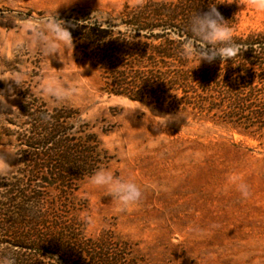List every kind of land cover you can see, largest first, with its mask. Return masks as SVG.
I'll list each match as a JSON object with an SVG mask.
<instances>
[{
    "label": "rangeland",
    "instance_id": "374dc122",
    "mask_svg": "<svg viewBox=\"0 0 264 264\" xmlns=\"http://www.w3.org/2000/svg\"><path fill=\"white\" fill-rule=\"evenodd\" d=\"M148 1L176 0H0V79L20 82L17 86L0 80V92L10 106L0 112V155L12 167L0 179L18 166V154L5 151L11 143L29 151L16 139V131L29 127L19 114L23 105L50 114L71 110L73 117L60 122L73 144L83 145L94 135V172L108 167L134 179L143 190L142 202L123 212L89 182L94 172L74 192L71 214L85 224L87 237L110 240L107 253L117 257L118 264H264V131L243 134L206 112L108 94L102 90L95 61L76 41L73 49L49 60L30 43L25 52L13 49L14 43L31 40L26 24L45 11L57 8L58 18L65 22L69 17L106 22ZM217 1L220 11L232 12L228 21L234 37L264 31V10L257 9L256 0ZM120 29L125 35L133 33ZM168 34L180 42L185 37L178 30ZM203 64L207 62L198 67ZM52 73L78 83L79 94L62 103L49 99L41 89ZM220 73L226 81L234 80L231 67L223 66ZM164 115L174 119L154 126L153 121L161 119L155 116ZM233 175L249 185L248 198L229 183ZM25 252L29 258L35 256ZM38 259L61 264L51 249Z\"/></svg>",
    "mask_w": 264,
    "mask_h": 264
},
{
    "label": "trees",
    "instance_id": "16d2710c",
    "mask_svg": "<svg viewBox=\"0 0 264 264\" xmlns=\"http://www.w3.org/2000/svg\"><path fill=\"white\" fill-rule=\"evenodd\" d=\"M210 2L214 0L148 1L106 22L69 17L66 24L74 25L69 27L73 41L95 61L104 92L206 112L243 134L264 131V31L234 37L248 47L241 58L224 64L217 58L193 69L195 61L180 54L181 42L169 38L172 30L190 35L193 10L202 14ZM215 3L230 20L232 12L220 11ZM121 27L133 33L125 35ZM223 66L231 67L233 81L223 78ZM19 114L29 127L16 131V139L29 151L18 149V166L0 179V254L12 252L17 264H42L39 255L51 249L61 264H118L107 253L110 240L87 237L85 224L70 212L79 182L98 164L94 135L83 145L66 138L60 121L71 119V110L50 114L23 105ZM26 250L35 256L27 257Z\"/></svg>",
    "mask_w": 264,
    "mask_h": 264
},
{
    "label": "clouds",
    "instance_id": "9594fccd",
    "mask_svg": "<svg viewBox=\"0 0 264 264\" xmlns=\"http://www.w3.org/2000/svg\"><path fill=\"white\" fill-rule=\"evenodd\" d=\"M257 9L264 10V0H256ZM57 8L48 10L36 17H31L26 24L27 31L30 32V41H20L13 44L16 52L27 51L30 43L34 50L48 58L58 56L62 51H67L70 47L73 49V38L69 27H74L70 22L58 18ZM9 16H12L9 13ZM95 21L92 22V24ZM186 35L181 41L180 54L185 60L198 61L193 64L191 69L200 65L201 61L211 63L217 58L224 62L236 58H241L247 46L238 43L233 35L234 29L230 26L229 21L225 20L217 10L215 0L210 2L208 10L198 14L193 10L187 26ZM190 69V70H191ZM70 77L62 78L56 73L48 76L47 82L41 91L51 100L62 103L79 94V85L76 82L70 83ZM4 81L11 80L19 86V81L9 79H0ZM10 107L2 92H0V112ZM179 116L184 115L179 113ZM160 117L158 121H153L154 126L163 127L165 123L174 117L169 115L155 116ZM12 142V141H11ZM5 151L10 154H19L18 148H14L11 143ZM0 175L7 174L12 167L6 163L5 157L0 155ZM89 182L97 189H103L106 196H111L115 200L120 211H126L129 208L138 206L143 200L142 187L131 178H124L117 175L108 167L98 168L90 177ZM229 183L235 185L242 198H248L251 195L250 187L243 182L241 177L233 175L229 177ZM198 231V230H197ZM0 264H17L16 257L12 252L0 254Z\"/></svg>",
    "mask_w": 264,
    "mask_h": 264
}]
</instances>
